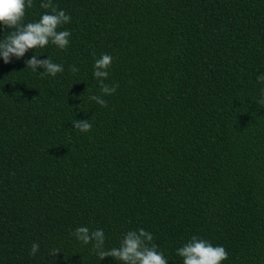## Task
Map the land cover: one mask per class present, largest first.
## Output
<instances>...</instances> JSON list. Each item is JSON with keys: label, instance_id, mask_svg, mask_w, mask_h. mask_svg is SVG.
<instances>
[{"label": "trees", "instance_id": "1", "mask_svg": "<svg viewBox=\"0 0 264 264\" xmlns=\"http://www.w3.org/2000/svg\"><path fill=\"white\" fill-rule=\"evenodd\" d=\"M53 2L71 16L67 50L0 58V264H116L80 226L106 248L143 228L168 264L193 235L223 246L222 264H264V0ZM103 53L119 85L107 107L89 99ZM33 55L64 72H33Z\"/></svg>", "mask_w": 264, "mask_h": 264}, {"label": "clouds", "instance_id": "2", "mask_svg": "<svg viewBox=\"0 0 264 264\" xmlns=\"http://www.w3.org/2000/svg\"><path fill=\"white\" fill-rule=\"evenodd\" d=\"M39 6L46 11L37 21L25 23L26 12L34 7V0H0V27L9 30V34L0 39V58L5 64L11 63L13 58H23L29 50L45 48L49 44L65 51L69 47L71 32L60 29L71 22V16L54 4L53 0H41ZM112 62L113 57L103 53L93 65V76L99 83L100 94L91 95L89 99L101 107H107L104 96L113 95L119 87L116 83H105ZM25 64L33 72L42 68L41 76L55 77L64 72L62 64L55 63L48 57L39 59L33 55ZM70 71L75 74L79 69L72 65ZM257 80L264 84V74L258 76ZM258 103L264 106V88H261ZM73 125L74 129L84 133L90 132L93 127L89 119L75 120ZM71 234L82 244H91V251L100 260L110 257L116 264H168L163 251L154 243L153 234L143 228L127 231L119 247L113 248L105 247L106 236L103 229L90 230L86 226H80ZM39 248V243L33 242L30 255L35 256ZM59 252L58 249H52L49 256L55 257ZM176 255L182 258L183 264H222L228 259V252L223 246H213L210 241L196 235L179 247Z\"/></svg>", "mask_w": 264, "mask_h": 264}]
</instances>
